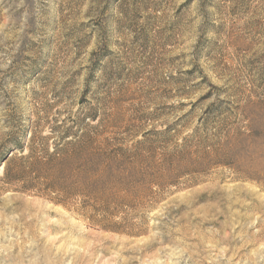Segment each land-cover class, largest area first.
<instances>
[{
  "label": "rangeland",
  "instance_id": "obj_1",
  "mask_svg": "<svg viewBox=\"0 0 264 264\" xmlns=\"http://www.w3.org/2000/svg\"><path fill=\"white\" fill-rule=\"evenodd\" d=\"M0 171V264H264V0H0Z\"/></svg>",
  "mask_w": 264,
  "mask_h": 264
},
{
  "label": "trees",
  "instance_id": "obj_2",
  "mask_svg": "<svg viewBox=\"0 0 264 264\" xmlns=\"http://www.w3.org/2000/svg\"><path fill=\"white\" fill-rule=\"evenodd\" d=\"M71 138V139H70ZM70 139L65 147L49 156L47 159L46 166H53L55 164H64L68 162L72 165L69 168H61L56 170L52 169L46 171V181H49L45 187V191L60 192L65 196H71L76 193H83L94 183L95 177L98 175L99 168L105 164L104 160L99 155V152L93 147L94 142L86 136L76 137L69 130V134L66 135L64 140ZM105 158V157H104ZM7 160V159H6ZM16 159L9 160L6 162L5 172L2 180H13V181H26L27 177L37 176L36 178H43L42 172L35 170L34 166L41 163V158L34 156L31 150L27 157L18 159V162H23L18 165L17 174H13L14 170H11V165ZM29 166L25 164L26 161ZM73 161V162H71ZM68 163H65L67 165ZM23 164H25L23 166ZM109 165H107V168ZM100 172V171H99ZM52 178V179H51ZM35 179V178H34ZM33 179V180H34ZM86 179V181H85ZM85 181V182H84ZM57 182H61L57 183ZM33 184L27 186L26 190L36 189Z\"/></svg>",
  "mask_w": 264,
  "mask_h": 264
},
{
  "label": "bare ground",
  "instance_id": "obj_3",
  "mask_svg": "<svg viewBox=\"0 0 264 264\" xmlns=\"http://www.w3.org/2000/svg\"><path fill=\"white\" fill-rule=\"evenodd\" d=\"M0 173H1V171H0Z\"/></svg>",
  "mask_w": 264,
  "mask_h": 264
}]
</instances>
